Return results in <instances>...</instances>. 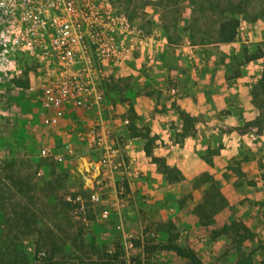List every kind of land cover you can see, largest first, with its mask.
I'll return each mask as SVG.
<instances>
[{"label": "rangeland", "instance_id": "1", "mask_svg": "<svg viewBox=\"0 0 264 264\" xmlns=\"http://www.w3.org/2000/svg\"><path fill=\"white\" fill-rule=\"evenodd\" d=\"M111 1L144 31L151 19L161 23L162 33L171 41L178 37L187 42L215 41L220 26L236 20L237 26H245L247 36L241 33L246 42L235 46L237 58L231 60L229 74L240 73L243 59L264 52V0ZM209 49L217 54L227 47L218 44ZM133 64L134 60L120 73L106 71L104 104L99 111H70L69 120L55 127L42 125L38 104L15 86L16 79L0 77V264H186L172 251L160 248L168 240L190 247L204 264H234L238 251L232 237L214 231L240 220L237 213L251 209L261 211L264 217V202L254 195L261 188L243 186L244 182L253 186V180H247L241 170V163L255 156L262 173L264 140L254 148L256 155L249 148L257 145L239 140L237 157L229 158L224 169L213 172L200 170L199 160L190 155L186 159L189 163L182 161L196 175L187 178L174 166L182 178L171 180L162 172L163 164L172 167L161 155L163 148L176 158L183 137L193 136V153L201 160L208 159L210 151L218 152L222 147L221 134L231 130L218 127L216 134L199 140L194 137L192 118L182 116L174 107L173 119L165 129L167 139H160L158 125L154 130L129 104V97L139 87L129 70ZM251 93L261 116L230 125L238 134L262 124L263 79H255ZM99 116L113 122L117 162L125 164L134 157L139 171L137 176H117L123 190L122 204L118 209L113 207L103 220L99 217L103 205L85 200L79 210L63 200L65 193L86 194L100 177L98 154L77 136L78 130ZM123 118L128 124L115 126ZM64 143L70 145L71 152L63 149ZM46 144L51 153L42 156L40 148ZM254 227L241 239V248L252 250L254 264H261L264 218Z\"/></svg>", "mask_w": 264, "mask_h": 264}, {"label": "built area", "instance_id": "2", "mask_svg": "<svg viewBox=\"0 0 264 264\" xmlns=\"http://www.w3.org/2000/svg\"><path fill=\"white\" fill-rule=\"evenodd\" d=\"M147 39L136 21L124 17L111 0H0V77L18 79L27 74L24 96L35 99L46 127L68 121L70 111H99L106 71L122 72L133 60L135 42ZM112 123L99 116L77 131L98 154L100 177L86 196L63 195L79 210L85 200L103 205L102 220L122 204L117 176L139 174L134 157L125 164L117 162ZM126 124L123 118L115 126ZM62 147L71 152L68 143ZM50 153L47 144L40 148L42 156Z\"/></svg>", "mask_w": 264, "mask_h": 264}, {"label": "crops", "instance_id": "3", "mask_svg": "<svg viewBox=\"0 0 264 264\" xmlns=\"http://www.w3.org/2000/svg\"><path fill=\"white\" fill-rule=\"evenodd\" d=\"M152 20H149L147 31L143 30L148 39L135 42L134 64L129 69L140 87L129 97V104L135 114L138 117H146L144 121L150 123L154 130L156 128L153 126L157 124L158 136L162 140L167 139L168 132L165 129L173 119L175 108L179 113L182 112L192 118L195 123L193 129H196L194 137H198L199 140L207 139L212 133L216 134L218 127H228L231 130L221 134L222 147L206 161L193 153L190 140L193 136L191 138L184 136L183 144L177 147L176 158L168 155L170 152L168 148L161 150V155L167 157V163L183 170L184 176L190 178L196 173L192 174L183 164V161L190 159L188 158L190 155H195L193 159L197 158L202 164L198 165L200 170L209 172L224 169L229 158L237 157L239 140L257 145L249 148L250 153L256 155L254 148H259L264 140V115L260 126H251L243 134L236 133L234 128L230 127L245 121L259 120L261 116L260 108L254 104L251 91L255 79L259 78V81L263 79L264 82V52L243 59L244 65L239 64L240 68L243 66L240 73H228L231 60L237 58L235 46L246 42L241 35L245 33V37L247 36L245 26L239 24L236 27L231 41L221 42L215 39L197 43L187 42L184 37L171 41L164 32L162 33L161 23ZM218 44L225 45L229 52L227 49L218 51L219 54L210 51L209 47ZM146 45L148 46L145 47ZM157 108H162L163 111H156ZM198 131H202L203 136L199 135ZM256 161L257 157L253 156V160L241 163L244 177L253 180V186L245 182L243 186L253 188L251 190L261 188L259 192H254V195L264 202V187L259 174L261 168ZM237 216L250 230L264 218L261 211L256 213L255 209L241 215L237 213Z\"/></svg>", "mask_w": 264, "mask_h": 264}, {"label": "trees", "instance_id": "4", "mask_svg": "<svg viewBox=\"0 0 264 264\" xmlns=\"http://www.w3.org/2000/svg\"><path fill=\"white\" fill-rule=\"evenodd\" d=\"M236 26L237 21H227L224 24L220 26L221 30L218 32V35L216 37V41L221 42H228L233 40L235 32H236ZM202 42H209L206 40H201ZM15 81V86L23 89L26 88L28 85V76L25 74L23 78H18ZM184 117H186L185 114L182 112L180 113ZM147 154L149 151H146ZM217 151L212 150L210 151V154H215ZM205 161L206 158H203ZM162 172L165 176H168L171 180L176 181L182 178V175L180 174V171L177 168L174 167H168L163 164L162 166ZM261 180L264 182V170L260 174ZM211 187H214L211 184ZM76 192H72V194H75ZM202 204L200 205V208H202ZM215 233H223L228 236H231L232 241H234L236 249L238 251L237 258L234 262V264H254L253 258H252V250H243L241 248V239L244 238L245 235L251 234V231L242 223L240 220H232L227 224H223L220 228L216 229L214 231ZM240 237V238H239ZM161 249L172 251L176 256L182 258L185 260L186 264H204L200 258L196 255V253L187 246H182L178 243L173 242L172 240H168L165 244L160 246ZM261 252L264 256V248H261ZM261 264H264V257L261 260Z\"/></svg>", "mask_w": 264, "mask_h": 264}]
</instances>
